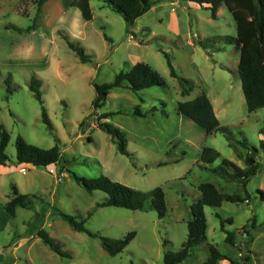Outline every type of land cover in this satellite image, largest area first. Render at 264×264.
Listing matches in <instances>:
<instances>
[{
    "label": "rangeland",
    "instance_id": "rangeland-1",
    "mask_svg": "<svg viewBox=\"0 0 264 264\" xmlns=\"http://www.w3.org/2000/svg\"><path fill=\"white\" fill-rule=\"evenodd\" d=\"M72 1L48 0L40 6L37 0H0V124L10 134L9 161L0 164V264H166L165 251L178 252L187 239L200 184L211 182L222 193L245 195L238 181L212 170L224 158L246 166L225 135L208 134L178 111L180 101L201 90L212 100L220 123L237 140L246 139L251 150L259 149V170L248 182L247 201L205 206L207 240L181 264H206L210 245L226 257L219 264H243L246 257L248 264H264V108L249 112L238 74L240 50L220 42L224 35L237 34L227 6L213 18L211 9L189 0H153L152 8L128 26L103 0H91L89 21ZM214 39L223 46L205 49L200 44ZM69 42L83 48L89 61L82 62ZM168 59L195 84L190 95H182ZM138 61L156 69L166 85L134 91L125 83L112 88L96 109L95 85L112 82ZM33 77L41 80L52 128L43 122L41 103L30 89ZM137 106L145 116L135 114ZM110 111L114 114L98 120ZM100 123L127 133L130 155L119 150ZM18 136L43 148L59 144L60 160L47 167L18 163ZM205 147L216 149L220 157L205 164ZM73 174L107 175L142 190L160 186L168 213L159 218L150 204L145 210L101 205L107 194L88 191ZM14 186L26 196L27 206L10 215L6 205ZM61 212L86 219V227L99 235H136L122 252L111 255L99 237L74 230ZM41 230L71 257L53 251L39 236ZM228 231L236 233L235 245L226 241Z\"/></svg>",
    "mask_w": 264,
    "mask_h": 264
},
{
    "label": "trees",
    "instance_id": "trees-1",
    "mask_svg": "<svg viewBox=\"0 0 264 264\" xmlns=\"http://www.w3.org/2000/svg\"><path fill=\"white\" fill-rule=\"evenodd\" d=\"M103 1L113 11L121 14L128 26H133L136 20L149 11L155 3L153 0ZM189 1L211 9L213 18L218 17V9L223 4L232 13L237 25V34L235 36L224 35L220 38V42L222 40L224 44L235 45L240 50L238 74L249 112L264 108V0ZM37 2L41 6L46 0H37ZM71 4L80 9L84 20L89 21L93 18L91 0H73ZM218 42L217 39H214L211 41H200V44L205 49L222 47L221 43L217 45ZM69 45L78 53L82 62L89 61V57L83 48L76 46L72 42H69ZM168 63L172 75L180 79L182 95H190L195 87L193 81L179 75L170 59H168ZM125 83L128 88L134 91L152 86L166 85L165 79L156 69L146 62L138 61L128 71L117 73L112 82L95 85L96 98L93 102L94 107L96 109L102 107L109 96L110 90L114 87L124 86ZM40 87L41 80L33 77L30 82V89L41 103L43 122L49 128H52V122L44 105ZM162 105L164 106L162 111L166 114L165 103L163 102ZM178 111L182 115L192 119L208 134L221 132L225 135L229 145L235 149L238 157L246 163V166L241 167L234 161L224 158L222 163L212 170L223 178L238 181L243 191H245V195L222 193L211 182L200 184L199 190L201 195L191 204V218L187 223V239L182 243L178 252L165 251L164 261L166 264H181L190 256L196 246L207 240L208 221L205 214V206H220L224 201L241 202L249 199L248 182L259 170V163L256 159L259 149L254 146L253 150H251L246 139L242 141L237 140L231 128L220 123L212 101L206 91L201 90L193 99L180 101L178 103ZM113 114L114 112L111 111L104 112L98 116V120L101 121V119ZM135 114L145 116L146 113L141 110L140 106H137ZM100 124L117 140L119 150L123 154L130 155L127 149V133L119 127L107 123ZM9 141V132L0 124V164L2 165H6L9 161V156L6 152ZM260 147L264 151V139L261 140ZM16 151L18 163H26L38 167L56 164L62 156L59 144L50 148H43L26 142L21 136H18L16 140ZM218 157H220V153L216 149L212 147L204 148L202 161L205 164L213 163ZM73 176L88 191L99 189L107 194V199L101 205L117 206L131 210H145L147 205L150 204V208L156 210L159 218H164L168 213L165 192L160 186L150 190H142L115 181L107 175H101L96 178H86L78 174H73ZM13 192L14 197L6 205V210L10 215L15 214L16 207L27 206L26 196L21 194L16 186H14ZM61 214L74 230L86 232L93 237H99L103 248L111 255H117L122 252L136 235L135 231H130L122 238L99 235L86 227V219H77L75 216L63 212ZM229 221L231 222L232 220L229 219ZM222 229H224L223 222ZM39 236L57 254L63 257H71V254L65 251L47 231L41 230ZM236 238L235 232H227L226 241L228 243L235 245ZM209 252L210 255L206 264H219L222 259L226 258L214 245L209 246ZM245 260L246 262L243 264L250 262L249 257H246ZM230 262L231 264H236L234 260H230Z\"/></svg>",
    "mask_w": 264,
    "mask_h": 264
},
{
    "label": "crops",
    "instance_id": "crops-1",
    "mask_svg": "<svg viewBox=\"0 0 264 264\" xmlns=\"http://www.w3.org/2000/svg\"><path fill=\"white\" fill-rule=\"evenodd\" d=\"M46 1H48V0H46ZM224 5H221L220 7H219V9H218V15L222 12V10H223V7ZM236 30H237V25H236ZM212 101V100H211ZM213 104V103H212ZM213 107H214V105H213ZM215 109V108H214ZM217 114V113H216Z\"/></svg>",
    "mask_w": 264,
    "mask_h": 264
},
{
    "label": "built area",
    "instance_id": "built-area-1",
    "mask_svg": "<svg viewBox=\"0 0 264 264\" xmlns=\"http://www.w3.org/2000/svg\"><path fill=\"white\" fill-rule=\"evenodd\" d=\"M21 170L25 172L27 170V168L26 167H22Z\"/></svg>",
    "mask_w": 264,
    "mask_h": 264
},
{
    "label": "water",
    "instance_id": "water-1",
    "mask_svg": "<svg viewBox=\"0 0 264 264\" xmlns=\"http://www.w3.org/2000/svg\"><path fill=\"white\" fill-rule=\"evenodd\" d=\"M101 128L104 129V130L106 129L104 126H101Z\"/></svg>",
    "mask_w": 264,
    "mask_h": 264
}]
</instances>
